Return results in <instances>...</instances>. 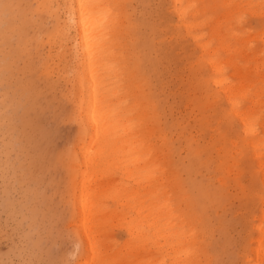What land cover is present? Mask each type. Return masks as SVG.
<instances>
[{
    "label": "rangeland",
    "instance_id": "1",
    "mask_svg": "<svg viewBox=\"0 0 264 264\" xmlns=\"http://www.w3.org/2000/svg\"><path fill=\"white\" fill-rule=\"evenodd\" d=\"M42 1L0 0L3 5H0V264H75L80 251L72 224L70 173L73 168L69 164L78 131V120L74 117L71 120L77 94L70 80L75 59L69 39L53 38L50 43L46 40L47 34L53 33L55 15H59L61 23L66 20L63 0H53L49 8L41 6ZM256 1L252 0L251 9L249 0H235L241 4L239 12L234 13L237 10L231 4L229 8L234 15L223 23V29L236 32L241 41L253 34L249 42L245 39L240 44L233 37L229 39L231 47L240 48L243 44L247 48L246 57L240 53L236 58L239 65L253 67L258 62L264 63V36L260 37L264 33H259L264 30V15L259 14V9H264V0ZM206 3L212 4L208 0ZM170 5V0L122 1L132 66L144 86L155 137L181 184V188L174 190L173 203L186 213L189 226L197 231L199 243L206 251L201 255V263L246 264V259L253 257L250 249L255 247L258 235L255 226L263 214L264 188L258 160L253 157V150L224 95L212 84L210 67L203 61L206 57H201L191 33L179 25ZM222 9H208L198 17L205 22L195 30L202 34V40L210 38L209 20L214 22ZM230 56L225 50L217 54L219 60ZM262 63L258 64L264 71ZM231 71L226 68L225 75L229 76ZM254 81L255 88L263 86L257 78ZM261 93L264 99V91ZM25 98L29 104L22 101ZM19 105L23 111H19ZM239 106L246 109L249 104L244 101ZM259 113L263 122L264 106ZM255 135L264 144L262 127L258 126ZM261 152L264 154V147ZM111 232L115 240L126 239L121 229Z\"/></svg>",
    "mask_w": 264,
    "mask_h": 264
},
{
    "label": "bare ground",
    "instance_id": "2",
    "mask_svg": "<svg viewBox=\"0 0 264 264\" xmlns=\"http://www.w3.org/2000/svg\"><path fill=\"white\" fill-rule=\"evenodd\" d=\"M122 1L63 0L66 20L61 23L59 15H55L53 33H48L46 36L49 43L53 41V38H59L61 41L69 39L75 59L73 78L70 80L73 81L72 85L77 90V94L74 105L75 112L71 120L74 121V118L78 120V131L69 157V164L73 168L70 173L72 224L76 229L75 233L80 246L75 264H202L201 255L206 251L199 243L197 231L195 230V232L193 227L189 226L186 213L179 210L178 204L173 203L174 190L181 188V184L179 185V181L176 179L174 169L172 170L168 166L170 162H167L163 148L155 137L154 122L149 114L146 94H143L144 86L132 66L129 42L126 40L127 22ZM210 2L212 4L209 5L206 0H170V6L179 25L191 33L195 44L201 51V57H206L203 61L210 67L212 84L224 95L232 115L239 122L242 135L253 150V157L258 160L260 180L264 188V160L261 158L263 154L261 148L263 149L264 144L263 139L255 135L258 126L264 129V121H261L262 117L260 118L259 113L260 107L264 106V99L261 98V92L264 91V71L258 64L262 62H258L253 67L249 66L250 64L239 65L236 58L240 56V53L241 56L246 57L247 51L244 50L247 48L244 49L243 44L240 47L242 49L238 45L231 47L229 39L233 37L236 43L240 44L245 39V42H249V38L253 37V34L251 33V37L241 41L239 34L229 33V28L223 29V23L230 20L234 13L239 12L238 5L241 4L235 0H208V3ZM251 2L252 0H249L248 3ZM231 4L237 10L233 11L234 13L229 8ZM253 4L252 2L251 9H253ZM52 5L53 0H43L41 6L49 8ZM219 7L223 8L221 14L219 16L217 14L218 17L214 22L212 19L209 20L212 24L209 31L211 35L208 40L204 41L202 34L195 33L198 27L205 24V22L199 21L198 17L205 14L208 9H218ZM259 14L263 16L264 9H259ZM10 21L12 22V20ZM260 32L264 33V30ZM262 36L264 34L260 35V37ZM212 43H216V45L212 46ZM219 50H225L231 56L219 60L217 58ZM14 52L16 53L17 50ZM50 54L52 53L50 52ZM6 61L8 60L6 59ZM226 68L232 69L229 76L225 75ZM2 74L4 73L2 72ZM231 77H236L238 80L233 81ZM254 78H257V81L261 82L263 86L258 85L255 88ZM12 82L14 81L12 80ZM15 95L17 97V93ZM49 95L51 94L49 93ZM69 96L71 97V95ZM26 98L22 101H25ZM149 100H151L150 97ZM26 101L29 104L28 100ZM244 101L249 106L246 109H240L239 104ZM20 105L19 111H23L24 108L20 110ZM71 110L73 111V109ZM26 111L28 112V110ZM8 115L10 116V114ZM22 116L24 117V115ZM162 133L164 132L162 131ZM177 192L179 193V191ZM180 194L178 195L180 196ZM262 201L261 222L255 226L258 233L256 245L250 249L253 257L245 258L246 264H264V198ZM115 228L125 232L126 239L123 242L115 240L111 232Z\"/></svg>",
    "mask_w": 264,
    "mask_h": 264
}]
</instances>
